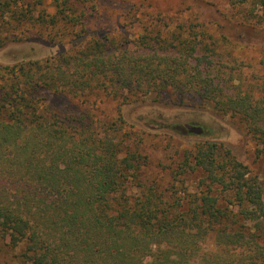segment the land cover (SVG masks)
<instances>
[{
	"label": "trees",
	"instance_id": "1",
	"mask_svg": "<svg viewBox=\"0 0 264 264\" xmlns=\"http://www.w3.org/2000/svg\"><path fill=\"white\" fill-rule=\"evenodd\" d=\"M230 1L253 16L261 9L264 22V0ZM104 18L103 0H0V48L32 35L72 43L0 63V264H264V181L211 126L139 128L122 110L153 92L231 112L264 152V73L234 84L204 22L134 8L122 24ZM48 93L79 107L55 108ZM153 128L201 138L178 165L180 175L201 173L196 191L177 198L144 177L141 145Z\"/></svg>",
	"mask_w": 264,
	"mask_h": 264
},
{
	"label": "rangeland",
	"instance_id": "2",
	"mask_svg": "<svg viewBox=\"0 0 264 264\" xmlns=\"http://www.w3.org/2000/svg\"><path fill=\"white\" fill-rule=\"evenodd\" d=\"M103 6L104 19H114L120 24L124 22L129 8L146 14L162 11L172 16V21L180 19L204 22L208 25V32H205L206 36L203 38L206 43H213L214 40L213 47L219 52L215 60H223L221 51L227 54L226 76L234 84L246 85L264 73V66L259 63V59L264 57V22L260 19L263 13L261 9L258 12L260 15L253 16L249 5H234L230 0H103ZM226 21L237 24L239 28L228 34L223 28ZM140 31L141 28L134 26L129 29L127 36L130 40H135ZM218 39L220 42L216 43ZM71 44L67 41L51 43L35 35L10 40L0 48V63H12L23 58H45L65 51ZM154 95L152 92L145 95V101L123 105L126 121L139 128L143 123L151 125V128L156 126L154 122L149 123L150 119L170 123L179 121L192 131H200L199 126L192 125V122L209 125L213 128L214 135L248 166L251 173L264 181V152H260V144L240 127L231 112L219 113L210 106H202L196 102L177 103L168 94V98L156 100ZM48 98L55 108H74L80 104L69 94L48 93ZM107 110L108 115L113 116L116 113L114 103L110 102ZM148 132L141 145L142 151L149 156L144 177L154 180L160 189L166 190V195L176 192L174 197L177 198L185 188L191 192L196 191L201 173L196 171L180 175L178 165L183 158V149L201 138L195 135L180 136L167 130L156 131L154 128ZM210 137L204 139H211ZM211 243L213 236L207 237L205 241L206 245Z\"/></svg>",
	"mask_w": 264,
	"mask_h": 264
}]
</instances>
